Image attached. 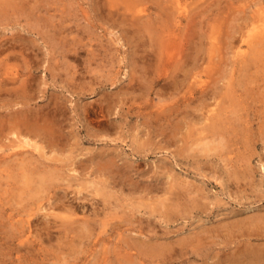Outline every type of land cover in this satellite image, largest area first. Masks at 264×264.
Segmentation results:
<instances>
[{
	"label": "rangeland",
	"instance_id": "374dc122",
	"mask_svg": "<svg viewBox=\"0 0 264 264\" xmlns=\"http://www.w3.org/2000/svg\"><path fill=\"white\" fill-rule=\"evenodd\" d=\"M6 1L9 3L7 4ZM110 1L0 0V48L1 43H4L3 45H6L5 42L8 45L12 41L15 43L5 51L2 50L3 54L0 53V86L2 84V90L0 87V130L4 135H0V143L5 142L0 145L2 146L0 154L6 153V160H8L3 162L4 166L0 163V264H252L250 259L244 260V258L251 255L252 251L264 250V212H262L264 209V51L260 58L254 57V50H264V41L259 44L260 38L259 41L256 38L254 42L249 43V41H241V38L248 37L247 31L250 32L255 28L257 30L263 26L264 0H189L193 2V7L196 9L194 15L197 24L194 30L196 34L193 49L189 47L188 41L186 43L185 59L188 55L190 59L185 70L191 67L189 65L190 54L197 56L201 65L191 70V73L196 76L192 77L190 73L191 77L186 80L187 82L183 77L185 71H180L184 72V75L181 73V79L179 78L178 81L183 85L177 91H174L171 80L168 78L155 82L159 73L154 62L156 61L155 53H153L155 47L150 41L151 34L149 36L146 33L143 36L146 44L138 51L137 45L127 39L131 37L126 36L122 28L113 19L107 17ZM113 1L118 3L120 0ZM121 1L119 8H112L115 12H119L120 6L119 13L125 12V10L122 11L124 6L120 4ZM29 3H37V7L34 4L31 8L33 5ZM139 3L145 6L150 5L151 1L148 3V0H140ZM62 15H65L63 16L65 18L62 19ZM186 22L185 20L183 26ZM182 31L185 34L188 33L187 28ZM210 37L213 39L211 40ZM147 38L150 40L147 41ZM143 48L147 50V53L151 52L147 61L141 56ZM207 50L208 53L211 52L206 54ZM249 54L251 56H248ZM252 57L254 59H251ZM255 59L256 63H254ZM247 65L250 67H246ZM207 67L208 71L205 70ZM193 81H195L198 93L195 92L191 100H184V96L188 95L186 92L189 83ZM201 81L208 82L207 93L202 91L204 87H201ZM178 101L179 108L176 110L173 104ZM170 107V111L174 109L173 114L167 118L161 115L163 123L161 120L157 122L158 113ZM42 112L46 113L45 117ZM209 113L219 114V121H222V125L217 123V131L206 127L210 122L206 118ZM24 119L31 120L32 124H37V127L42 125L44 134H50L48 129L55 130L51 132V135L53 141L57 142L61 149L55 148L54 150L41 138L32 136L34 140L36 138L42 145L44 144L43 146H46L42 151L45 154L47 152V155L44 152L41 154L40 149L22 145L21 148L17 147V151L23 152L24 150V152L16 156L13 153L16 149L13 150L14 148L9 143L15 144L11 140L20 139L15 138L12 132L15 128L23 127L22 120ZM52 120L54 123H51ZM18 122L21 123L18 124ZM176 124H179L178 128H175ZM43 127L48 133L44 132ZM211 131L216 132L215 135H212ZM57 135H60L59 138ZM172 136L173 139H171ZM215 144L217 147L214 146ZM62 147L65 149L63 150ZM45 148L51 152L49 153ZM57 153L62 157L68 153L65 156L67 158L63 157L65 159L63 160ZM97 153L98 156H96ZM9 154H13L12 158L8 157ZM48 155H50L49 159ZM107 155L108 157L112 155L111 157H114L119 165L114 166L115 171L111 173L110 171L104 172L94 165L96 158L105 160ZM24 159L30 172L22 166ZM73 163L78 166H74ZM7 165L9 167H6ZM73 166L75 169L77 167L78 172L75 173ZM30 167L33 169L30 170ZM9 168L11 170L14 168L15 176L14 173L12 174L13 170L10 173ZM96 170H101L100 172L104 174L101 175ZM236 171L237 173L233 174ZM25 173H30L31 179H25ZM186 176L191 180L186 181ZM245 176L246 179H244ZM41 177H45V181H48L45 183L47 185L43 186L44 188L39 182L40 179L42 180ZM51 179H54V182ZM91 179L93 184L96 181L99 184L96 182L90 186ZM184 180L191 184H186ZM104 181L109 183L107 192L111 193V196L106 195L111 198H108L110 201H108V206L104 204V193L99 190L101 186L103 187V183L100 182ZM84 182H88L89 189L83 187ZM172 186L175 188L173 192L171 191ZM177 186L182 189L180 190ZM34 190L41 195L39 197L35 195ZM66 195L69 197V202ZM169 195L170 199H166ZM91 199L93 203L89 202ZM61 200L67 202L64 204L62 201L61 204ZM143 201L147 205L141 203ZM160 201H162L161 204H159ZM29 209L33 210L30 212ZM96 210L100 212L96 218H104L107 221L105 225L92 220L95 225H92V229H88L84 228L83 222H74V218L84 220L95 216ZM31 213L32 215L29 216ZM29 219L31 222L28 221ZM254 219L258 221V227L253 234H250L249 231H254V225L251 223ZM142 223L146 225L147 233L139 231L138 227ZM178 240H183L189 249H192V246L201 247L200 251L209 260L202 256L189 258V255H183L175 250L180 249L181 246L172 241L177 242ZM139 242H146L148 250L155 246L163 248L166 242H171L170 244L174 247L167 251L163 249L161 254L149 252L150 257L147 255L144 259L139 257L136 253L137 249L131 248L130 245L131 243L137 245ZM168 256L172 259H167ZM237 256L242 262L237 261Z\"/></svg>",
	"mask_w": 264,
	"mask_h": 264
},
{
	"label": "bare ground",
	"instance_id": "6f19581e",
	"mask_svg": "<svg viewBox=\"0 0 264 264\" xmlns=\"http://www.w3.org/2000/svg\"><path fill=\"white\" fill-rule=\"evenodd\" d=\"M14 1V0H13ZM20 1V0H19ZM99 1V0H98ZM102 1V0H101ZM121 1V0H120ZM119 1V2H120ZM149 1H151V3H150V5H145L144 6V4L142 5L141 3H139L140 2V0H122L121 1V5L122 6H124V9L122 10V11H124L125 10V12H123V13H119L120 12V10H121V6H120V10H119V12L117 11V12H115L114 11V9H112V8H119L118 7V5H119V2L117 3V1H113V0H111L109 3H108V6L110 7V9H109V11L107 12V17L108 18H110V19H113L114 20V22H116L117 24H118V26L120 27V28H122V30L126 33V36H129V37H131V39L130 38H127L128 40H132L133 41V44L135 45H137V47H138V51L139 50H141V47H143L146 43H145V39H144V35H146V33L150 36V34H151V36H150V38H151V40L149 39V38H147L148 40L147 41H152L153 42V45L152 46H154L155 47V52H153V53H155L154 54V58H156V61H154L155 62V65H156V70L158 71V77H157V79L155 80V82H159V81H161V79L162 78H168V80H171V84H172V88L174 89V91H177V90H179V89H181L182 87H181V85H183V84H181L178 80H180L181 78H180V76H182V75H184V72L182 73V72H180V71H185V75L183 76L184 77V81L185 82H187L186 80L189 78V77H191V75H193L192 73H191V70L193 69V68H197V66L198 65H201V64H199V60H198V58H197V56H192L193 54H190L191 55V60H190V66L191 67H188L186 70H185V68H186V65L188 64V61H189V59H190V57H189V55H188V58H186L185 59V57H186V52H185V50H186V43H187V41L189 42V47H191V49H193L192 48V46H193V43H194V39H195V27H196V24L197 23H195V15H194V13L196 12V9H195V7H193V2H190V1H192V0H148V3H149ZM204 1V0H203ZM22 2V1H21ZM36 2V1H35ZM198 2V1H197ZM6 3H7V1H6ZM9 3V2H8ZM7 3V4H8ZM23 3V2H22ZM203 3H205V2H203ZM207 3H209V2H207ZM27 4V3H26ZM29 4H31V5H33V6H31V8L32 7H34V4H35V7H37V3H29ZM206 4V3H205ZM43 5V4H42ZM195 5V4H194ZM10 6H12L11 4H10ZM9 6V7H10ZM13 6H14V4H13ZM12 6V7H13ZM21 6V5H20ZM28 6V5H27ZM40 7H41V5H39ZM102 6V5H101ZM100 6V7H101ZM29 7V6H28ZM30 8V9H31ZM97 8H98V6H97ZM105 8V7H104ZM24 9V8H23ZM41 9V8H40ZM44 9V8H43ZM107 9V8H106ZM150 9H152L154 12H152ZM38 10V9H37ZM42 10V9H41ZM202 12L204 11V9L203 10H201ZM13 12V11H12ZM25 12V11H24ZM31 12V11H30ZM48 11H46V13H47ZM4 13V12H3ZM7 13V12H6ZM16 13V12H15ZM23 13V12H22ZM102 13V12H101ZM19 14V13H18ZM39 14H41V13H39ZM38 14V15H39ZM44 14V13H43ZM106 14V13H105ZM206 14V13H205ZM8 15H10V14H8ZM58 15V14H57ZM118 15V16H117ZM4 16H6L5 14H4ZM63 16H65V15H62V19L63 18H65V17H63ZM197 16H198V14H197ZM206 16V15H205ZM47 17V16H46ZM49 17H51L52 18V16H49ZM60 17V16H59ZM104 17V16H103ZM106 17V16H105ZM31 18V17H30ZM61 18V17H60ZM115 18V19H114ZM148 18V19H147ZM211 18V17H210ZM210 18H208V19H210ZM242 18V17H241ZM243 18H245V17H243ZM40 19V18H39ZM44 19V18H43ZM49 19V18H48ZM47 19V20H48ZM207 19V20H208ZM247 19V18H246ZM250 19V18H249ZM264 19V18H263ZM34 20V19H33ZM46 20V19H45ZM185 20L187 21L186 22V25L185 26H183V24H185ZM251 20H252V18H251ZM49 21V20H48ZM106 21H107V18H106ZM243 21H244V19H243ZM255 21V20H254ZM46 22V21H45ZM78 22V21H77ZM109 22V21H108ZM198 22V21H197ZM239 22H242V21H239ZM259 22V21H258ZM36 23V22H35ZM38 23V22H37ZM245 23V22H244ZM260 23V22H259ZM77 24H80V23H77ZM201 24V23H200ZM203 24V23H202ZM207 24H209V23H207ZM258 24V23H257ZM251 25V24H250ZM249 25V26H250ZM182 26H183V28H182ZM213 26V25H212ZM33 27V26H32ZM57 27V26H56ZM55 27V28H56ZM216 27V26H215ZM221 27V26H220ZM254 27V26H253ZM31 28V27H30ZM34 28H36L35 26H34ZM41 28V27H40ZM59 28V27H58ZM186 29L187 28V30H188V33H184L182 30L183 29ZM247 28H248V26H247ZM59 29H63V28H59ZM64 29H66V28H64ZM208 29V28H207ZM220 29V28H219ZM256 29V28H255ZM255 29H253V30H255ZM31 30V29H30ZM222 30V29H221ZM249 30V29H248ZM253 30H250V32L249 31H247L248 32V35H247V33L245 34V35H247L248 37H246V38H241V41H249V43H252V41L254 42V40L256 39V38H258V41H259V38H260V41H259V44H261V41H264V21H263V26L260 28V29H257V30H255L254 32H252ZM44 31V30H43ZM186 31V30H185ZM210 31H211V29H210ZM213 31V30H212ZM38 32V31H37ZM40 32V31H39ZM50 32V31H49ZM64 32V31H63ZM62 32V33H63ZM149 32V33H148ZM187 32V31H186ZM197 32V31H196ZM215 32V31H214ZM219 32H221V31H219ZM59 33H61V32H59ZM212 34H214L213 32H211ZM218 33V32H217ZM57 34V33H56ZM64 34H66V32L64 33ZM43 35V34H42ZM54 35H55V33H54ZM216 35V34H215ZM244 35V34H243ZM256 36V37H255ZM11 37V36H10ZM9 37V38H10ZM133 37H135L134 39H133ZM214 37V36H213ZM213 37H210L211 38V40L213 39ZM253 37H255L254 39H253ZM25 38V37H24ZM23 38V39H24ZM62 38H64L65 39V37H62ZM145 38H146V36H145ZM15 40L17 39V37L16 38H14ZM77 39V38H76ZM126 38H125V40H127ZM57 40V39H56ZM63 40V39H62ZM68 40V39H67ZM2 41H4V40H2ZM18 41V40H17ZM58 41V40H57ZM74 41H76V40H74ZM73 41V42H74ZM214 41H215V38H214ZM16 42V41H15ZM52 42H54V41H52ZM211 42H213V41H211ZM257 42V41H256ZM71 43V42H70ZM128 43V42H127ZM149 43V42H148ZM245 43V42H244ZM4 44V43H3ZM2 43H1V45L3 46H1V48H3V49H1L0 50V53L1 54H3L2 53V50L3 51H5L7 48H9L10 46H14V42L12 41L11 43H9V45H8V43L7 42H5V44L6 45H3ZM54 44V43H53ZM58 44V43H57ZM63 44V43H62ZM61 44V45H62ZM72 44V43H71ZM255 44V43H254ZM17 45V44H16ZM52 45V44H51ZM54 45H56V43L54 44ZM73 45V44H72ZM150 45V44H149ZM213 45V44H212ZM253 45V44H252ZM252 45H250V46H252ZM256 45V44H255ZM18 46V45H17ZM64 46V45H63ZM262 46V45H261ZM68 47H70V46H68ZM145 47V46H144ZM214 47V46H213ZM255 47V46H254ZM18 48V47H17ZM60 48V47H59ZM61 48H62V46H61ZM75 48V47H74ZM73 48V49H74ZM148 48V47H147ZM12 49V48H11ZM20 49V48H19ZM28 49V48H27ZM66 49V48H65ZM214 49V48H213ZM71 50V49H70ZM68 51V50H67ZM72 51V50H71ZM213 52H214V50H212ZM255 52H254V54H255V58H260L261 56H262V52L264 51V50H260V49H256V50H254ZM58 52H60V51H58ZM211 52V51H210ZM209 52V53H210ZM7 53H8V50H7ZM153 53H152V55H153ZM193 53V52H192ZM208 53V50H207V53L206 54H209ZM242 53H244L243 51H242ZM151 54V52L149 53V51H148V53H147V50L146 49H144L143 48V53L141 54V56H142V59L143 58H145V60L147 61L148 60V58H149V55ZM63 55V54H62ZM2 56V55H1ZM209 56V55H208ZM207 56V58L209 59V57ZM214 56V55H213ZM248 56H251L250 54L248 55ZM3 57V56H2ZM5 57V56H4ZM204 57V56H203ZM152 58V57H151ZM206 58V57H205ZM211 58V57H210ZM153 59V58H152ZM250 59V58H249ZM251 59H254L253 57L251 58ZM251 59H250V61H251ZM30 60H31V58H30ZM205 60V59H204ZM245 60V59H244ZM4 61V60H3ZM208 61V60H207ZM212 62H213V57H212V60H211ZM210 61V62H211ZM247 61V60H246ZM149 62V61H148ZM185 62V63H184ZM209 62V63H210ZM248 62V61H247ZM253 62V61H252ZM254 63H256V59H255V62ZM3 64V63H2ZM31 64V63H30ZM144 64V63H143ZM154 64V63H153ZM203 64V63H202ZM57 65V64H56ZM211 65H212V63H211ZM59 66V65H58ZM148 66H149V64H148ZM28 67V66H27ZM246 67H250V65L248 66H246ZM24 68V67H23ZM22 68V69H23ZM36 68V67H35ZM57 68V67H56ZM5 69V68H4ZM21 69V70H22ZM33 70V69H32ZM36 70V69H35ZM205 70L206 71H208V67L207 68H205ZM152 71V70H151ZM210 71V70H209ZM60 72V71H59ZM153 72V71H152ZM193 72V71H192ZM13 73V72H12ZM181 73H182V75H181ZM190 73H191V75H190ZM195 73V72H194ZM8 74V73H7ZM4 75H6V74H4ZM140 75V74H139ZM143 75H144V73H143ZM154 75H155V73H154ZM195 75V74H194ZM194 75L192 76V77H194ZM25 76V75H24ZM73 76V75H72ZM171 76H172V78L174 79V80H172V78H171ZM196 76V75H195ZM208 76V75H207ZM12 77V76H11ZM14 77V76H13ZM12 77V78H13ZM74 77V76H73ZM72 77V78H73ZM11 78V79H12ZM24 78V77H23ZM65 78V77H64ZM137 78V77H136ZM180 78V79H179ZM74 79H76V78H74ZM132 79V78H131ZM194 79V78H193ZM1 80V79H0ZM23 80V79H22ZM71 80V79H70ZM133 80V79H132ZM137 80V79H136ZM141 80V79H140ZM195 80V79H194ZM9 81V80H8ZM19 81V80H18ZM24 81V80H23ZM34 81V80H33ZM133 81H135V80H133ZM139 81V80H138ZM192 81V80H191ZM13 82H15V81H13ZM77 82V81H76ZM136 82V81H135ZM144 82V81H143ZM194 82L195 81H193V83L191 84V83H189V87H188V90H187V92L186 91H184V92H186L188 95L187 96H184V100H191L192 99V95L193 94H195V92H197V87L195 86V84H194ZM33 83V82H32ZM142 83V82H141ZM145 83V82H144ZM201 83H202V86L201 87H204L203 89H202V91H204L205 93H207L206 91H207V89H208V82H206V81H201ZM135 84V83H134ZM166 84V83H165ZM5 85V84H4ZM29 85V84H28ZM81 85V84H80ZM139 85V84H138ZM145 85V84H144ZM147 85V84H146ZM1 86H2V84H1ZM0 86V87H1ZM79 86V85H78ZM143 86V85H142ZM166 86H168V84L166 85ZM33 87V86H32ZM76 87V86H75ZM82 87V86H81ZM137 87V86H136ZM185 87V86H184ZM249 87V86H248ZM26 88V87H25ZM35 88V87H34ZM244 88H246V86L244 87ZM1 90H2V87H1ZM4 91H5V89H3ZM7 90H9V89H7ZM18 90V89H17ZM22 90V89H21ZM25 90V89H24ZM133 90H134V88H133ZM246 90V89H245ZM19 91V90H18ZM26 91H27V89H26ZM25 91V92H26ZM171 91V90H170ZM209 91V90H208ZM20 92V91H19ZM169 92V91H168ZM203 92V93H204ZM16 93V92H15ZM165 93V92H164ZM198 93V92H197ZM9 94V93H8ZM17 94H18V92H17ZM161 94V93H160ZM168 94V93H167ZM183 94V93H182ZM181 94V95H182ZM185 94V93H184ZM202 94V93H201ZM212 94V93H211ZM245 94V93H244ZM10 95V94H9ZM166 95V94H165ZM209 95V94H208ZM207 95V96H208ZM243 95V94H242ZM242 95H240V97L242 96ZM11 96V95H10ZM23 96V95H22ZM60 96V95H59ZM178 97V96H177ZM12 98H14V97H12ZM55 98V97H54ZM180 98H182V97H180ZM202 98V97H201ZM16 99H18V97L16 98ZM33 99V98H32ZM79 99V98H78ZM245 99H247V97L245 98ZM6 100H7V98H6ZM176 100V99H175ZM181 100H183V98L181 99ZM202 100V99H201ZM204 100V99H203ZM206 100V99H205ZM48 101V100H47ZM232 101V103H234L235 104V102H233V100H231ZM14 102V101H13ZM51 102V101H50ZM59 102V101H58ZM106 102H107V100H106ZM105 102V103H106ZM197 102V101H196ZM52 103H53V101H52ZM55 103H56V101H55ZM60 103V102H59ZM200 103V102H199ZM198 103V104H199ZM11 104V103H10ZM22 104H23V102H22ZM48 104V103H47ZM185 104V103H184ZM204 104V106H206L205 105V103H203ZM209 104V103H208ZM241 104V103H240ZM51 105V104H50ZM56 105H57V103H56ZM55 105V106H56ZM59 105V104H58ZM187 105H189V103L187 104ZM236 105V104H235ZM242 105V104H241ZM135 106V105H134ZM138 106V105H137ZM179 106V101L178 102H175L174 104H173V107L176 109V110H178V107ZM186 106V105H185ZM239 107H240V105H238ZM6 107V106H5ZM21 107V106H20ZM54 107V106H53ZM59 107V106H58ZM57 107V108H58ZM61 107H63V105L61 106ZM89 107V106H88ZM237 107V106H236ZM242 107V106H241ZM11 108V107H10ZM23 108V107H22ZM55 108V107H54ZM86 108V107H85ZM197 108V107H196ZM5 109V108H4ZM13 109V108H12ZM44 109V108H43ZM61 109V108H60ZM66 109V108H65ZM89 109V108H88ZM88 109H87V112H88ZM138 109V108H137ZM170 109H171V107L170 108H164V109H162L161 110V112H159L158 113V117H159V119H157V122L159 121V120H161V118L162 117H160L161 115L164 117H169V115L170 114H173V108H172V111H170ZM184 109V108H183ZM8 110V109H7ZM20 110V109H19ZM40 110V109H39ZM52 110V109H51ZM59 110V109H58ZM91 110V109H90ZM139 110V109H138ZM141 110V109H140ZM139 110V111H140ZM186 110V109H185ZM199 110V109H198ZM44 111V110H43ZM130 111V110H129ZM181 111V110H180ZM220 111H222V110H220ZM14 112V111H13ZM30 112V111H29ZM184 112V111H183ZM18 113H20V112H18ZM23 113V112H22ZM42 113H44V112H42ZM41 113V115H43ZM48 113V112H47ZM138 113V112H137ZM153 113V112H152ZM181 113V112H180ZM188 113H190V112H188ZM194 113V112H193ZM204 113H205V111H204ZM206 113H208V112H206ZM59 114V113H58ZM178 114V113H177ZM182 114V113H181ZM19 115V114H18ZM40 115V114H39ZM50 115V114H49ZM55 115H56V113H55ZM65 115V114H64ZM142 115V114H141ZM175 115V114H174ZM173 115V116H174ZM189 115V114H188ZM218 115L219 114H217V113H209L208 114V116L206 117L210 122H208V124L206 125V127L207 128H211V129H213V130H215L216 129V131H217V123H220L221 124V122L219 121L220 119H219V117H218ZM2 116V115H1ZM8 116V115H7ZM44 117L46 116V113H44V115H43ZM60 116V118H62L61 117V115H59ZM59 116H58V118H59ZM68 115H66V117H67ZM143 117H144V115H142ZM198 116V115H197ZM15 117V116H14ZM17 117V116H16ZM40 117V116H39ZM56 117V116H55ZM54 117V118H55ZM65 117V118H66ZM140 117V116H139ZM171 117V116H170ZM188 117V116H187ZM191 117V116H190ZM202 117V116H201ZM8 118V117H7ZM28 118H30V117H28ZM52 118V117H51ZM183 118V117H182ZM1 119V118H0ZM36 119V118H35ZM46 119V118H45ZM56 119V118H55ZM148 119V118H147ZM164 119V118H163ZM178 119V118H177ZM193 119H194V117H193ZM10 120V119H9ZM37 120V119H36ZM205 120V119H204ZM2 121V120H1ZM16 121V120H15ZM23 121V127L21 128V129H17V128H15L14 130H13V135L15 136V138H20L19 140H17V139H12L11 141L12 142H15V144H10L9 143V145L11 146V147H13L14 149L13 150H15L16 149V151H14L13 153L16 155V156H20V154L21 153H23L24 152V150H23V152H21V151H17V147L19 148L20 146H31V147H34V149H40L41 150V154H42V152H44V151H42V149L44 148V147H46V146H43L40 142H39V140H37L36 138H41L43 141H45V142H47V144L48 145H50L51 147H52V149H54V150H56L55 148H59V149H61L60 147H59V144H57V142L55 143L54 141H53V138H52V135H51V132L52 131H54L55 132V130H49L48 128H46V129H48V131L50 132V134L48 133V132H46L47 130H44V128L45 127H43V130H44V132H46V133H48V135L47 134H44L43 132H42V125L40 126V127H37L36 125L37 124H32V122H31V120H29V119H24V120H22ZM33 121V120H32ZM46 121H47V119H46ZM53 121V120H52ZM58 121V120H57ZM62 121V120H61ZM219 121V122H218ZM10 122V121H9ZM144 122V121H143ZM149 122V121H148ZM161 122H162V120H161ZM160 122V123H161ZM168 122V121H167ZM193 122V121H192ZM225 122V121H224ZM21 122H18V124H20ZM37 123V122H36ZM40 123V122H39ZM44 123V122H43ZM51 123H54V121L53 122H51ZM59 123V122H58ZM163 123V122H162ZM178 123H180L179 122V120H178ZM227 123H229V122H227ZM231 123V122H230ZM13 124V123H12ZM46 124V123H45ZM147 124V123H146ZM169 124H170V122H169ZM168 124V125H169ZM173 124H175V123H173ZM184 124H186V123H184ZM47 125V124H46ZM45 125V126H46ZM171 126H172V124H170ZM169 125V126H170ZM177 125V124H176ZM187 125V124H186ZM189 125H191V124H189ZM222 125V124H221ZM14 126V125H13ZM20 126V125H19ZM60 126H62V124L60 125ZM162 126V125H161ZM178 126H179V124L175 127V128H178ZM184 126V125H183ZM183 126H182V128H183ZM231 126V125H230ZM1 127V126H0ZM5 127V126H4ZM8 127H10V126H8ZM52 127V126H51ZM67 128H68V126H66ZM225 127V126H224ZM158 128H160V127H158ZM163 128H164V126H163ZM171 128V127H170ZM173 128V127H172ZM188 128V127H187ZM194 128V127H193ZM229 128V127H228ZM227 128V129H228ZM51 129H53V127L51 128ZM168 129V128H167ZM190 129V128H189ZM199 129H201V127H199ZM204 129V128H203ZM242 129V128H241ZM56 130H57V128H56ZM72 130V129H71ZM156 130V129H155ZM160 130V129H159ZM176 130V129H175ZM179 130V129H178ZM5 131V130H4ZM7 131V130H6ZM168 131V130H167ZM173 131V130H172ZM180 131V130H179ZM179 131H178V133H179ZM188 131V130H187ZM229 131V130H228ZM2 132H3V130H2ZM165 132V131H164ZM174 132V131H173ZM176 132V131H175ZM181 132V131H180ZM185 132H186V130H185ZM191 132H193L192 130H191ZM43 133V134H42ZM58 133V132H57ZM56 133V134H57ZM69 133H71V132H69ZM161 133V132H160ZM166 133H168V132H166ZM181 133H183V132H181ZM180 133V134H181ZM215 133L216 132H214V131H211V134L212 135H215ZM66 133H64V135H65ZM73 134V133H72ZM174 134V133H173ZM200 134H202V133H200ZM224 134V133H223ZM0 135H3V134H1V130H0ZM67 135V134H66ZM88 135V134H87ZM184 135V137H185V134H183ZM189 135V134H188ZM192 135V134H191ZM195 135H196V133H195ZM219 135V134H218ZM4 136V135H3ZM32 136H34V137H36L35 138V140L33 139V137ZM59 136L60 135H57V137L59 138ZM62 136V135H61ZM76 136V135H75ZM89 136V135H88ZM190 136V135H189ZM197 136V135H196ZM13 137V136H12ZM23 137V138H22ZM79 137V136H78ZM77 137V138H78ZM95 137V136H94ZM165 137V136H164ZM179 137H180V135H179ZM183 137V136H182ZM194 137V136H193ZM203 137V136H202ZM227 137V136H226ZM14 138V137H13ZM69 138V137H68ZM68 138L66 139V140H68ZM77 138H75V139H77ZM205 138V137H204ZM211 138V137H210ZM61 139H63V137L61 138ZM60 139V140H61ZM65 139V138H64ZM79 139V138H78ZM125 139V138H124ZM171 139H173V136H172V138ZM206 139V138H205ZM212 139H215V138H212ZM217 139V138H216ZM215 139V140H216ZM220 138H218V140H219ZM10 140V139H9ZM71 140V139H70ZM142 140H144V139H142ZM175 140H177V139H175ZM181 140V139H180ZM184 140V139H183ZM182 140V141H183ZM197 140V139H196ZM195 140V141H196ZM210 140V139H209ZM226 140V139H225ZM56 141H57V139H56ZM146 141V140H145ZM144 141V142H145ZM203 141H205L204 139H203ZM202 141V142H203ZM211 141H213V140H211ZM221 141V140H220ZM3 142V141H2ZM2 142L0 143V145H2ZM63 141L61 140V143H62ZM174 142V141H173ZM183 142H185V141H183ZM191 142V141H190ZM201 142V141H200ZM219 142V141H218ZM217 142V143H218ZM3 143H5V142H3ZM42 143H44V142H42ZM139 143V142H138ZM148 143V142H147ZM146 143V144H147ZM181 143V142H180ZM195 143V142H194ZM197 143V142H196ZM208 144L210 143V142H207ZM46 144V145H47ZM141 144H143L142 142H141ZM171 144H172V142H171ZM190 144V143H189ZM65 145V144H64ZM63 145V146H64ZM135 145V144H134ZM144 145V144H143ZM182 146H183V143L181 144ZM187 145V144H186ZM197 145V144H196ZM213 145V144H212ZM218 145V144H217ZM72 147H73V145H71ZM140 146V145H139ZM138 146V147H139ZM188 146V145H187ZM195 146V145H194ZM198 146V145H197ZM201 146V145H200ZM203 146V145H202ZM201 146V147H202ZM214 146H216V144L214 145ZM0 147H2V146H0ZM93 147V146H92ZM143 147V146H142ZM190 148H191V145L189 146ZM207 147V146H206ZM205 147V148H206ZM217 147V146H216ZM220 147V146H219ZM21 148V147H20ZM98 148V147H97ZM103 148V147H102ZM116 148V147H115ZM141 148V147H140ZM144 148V147H143ZM194 148V147H193ZM200 148V147H199ZM209 148V147H208ZM223 148H224V144H223ZM62 149L64 150L65 148L64 147H62ZM112 149V148H111ZM147 149V148H146ZM202 150L204 149V147L203 148H201ZM200 149V150H201ZM6 150V149H5ZM45 150H46V148H45ZM50 150V149H49ZM58 150V149H57ZM88 150V149H87ZM99 150L101 151V149H100V147H99ZM108 150V149H107ZM115 150V149H114ZM143 150V149H142ZM197 150V149H196ZM199 150V149H198ZM9 151H10V149H9ZM46 151H48V150H46ZM67 151V150H66ZM73 151V150H72ZM110 151V150H109ZM111 151H113V150H111ZM116 151V150H115ZM175 151H176V149H175ZM184 151V150H183ZM190 151V150H189ZM5 152V151H4ZM8 152V151H7ZM11 152V151H10ZM49 153L51 152V151H48ZM59 154H62V153H60V151H57ZM65 152V151H64ZM70 151H68V153H69ZM93 152H95V151H93ZM97 152V151H96ZM139 152V151H138ZM185 152V151H184ZM193 152V151H192ZM191 152V153H192ZM220 152H221V150H220ZM12 153V152H11ZM34 153V152H33ZM58 153H57V155H58ZM67 153V154H68ZM88 153V152H87ZM102 153H103V151H102ZM196 153V152H195ZM201 153V152H200ZM203 153V152H202ZM216 153V152H215ZM252 153V152H251ZM41 154H40V156H41ZM44 154H45V152H44ZM43 154V155H44ZM67 154L65 155V156H67ZM90 154V153H89ZM105 154H106V152H105ZM109 154V153H108ZM136 154H138V153H136ZM179 154V153H178ZM197 154V153H196ZM13 154H9L8 155V157H11ZM25 155H27V154H25ZM45 155H47V152H46V154ZM63 155V154H62ZM70 155V154H69ZM212 155V154H211ZM253 155V154H252ZM50 155H48L47 156V158L49 157ZM54 156V154L52 155V157ZM58 156H61V155H58ZM65 156H63L64 158H67V157H65ZM77 156V155H76ZM91 156V155H90ZM96 156H98V153H97V155ZM103 156V155H102ZM112 155H110V157H108V155H107V159L105 158V160L104 159H98V158H94L95 160H94V162L96 163V164H94V165H97L98 167H99V169H102L104 172L105 171H110V173H111V171H115V169H114V166H117L118 165V162H117V160H114V157L112 158L111 157ZM195 156V155H194ZM6 157H7V154L6 153H4V154H0V163L3 165V162H5V161H8V160H6ZM33 157V156H32ZM62 157V156H61ZM62 157V159L63 160H65L64 158ZM95 157V156H94ZM196 157L198 158V156L196 155ZM242 157V156H241ZM12 158V157H11ZM20 159H21V157H19ZM85 158V157H84ZM189 158V157H188ZM17 160H18V158H16ZM34 159V158H33ZM49 159V158H48ZM55 159V158H54ZM69 159V158H68ZM67 159V160H68ZM72 159V158H71ZM71 159H70V161H71ZM76 159V158H75ZM97 159L99 160V161H97ZM238 159H240V158H238ZM248 159H249V157H248ZM10 160V159H9ZM17 160H15V161H17ZM29 160V159H28ZM30 160H32V159H30ZM42 160V159H41ZM40 160V161H41ZM51 160H52V158H51ZM59 160V159H58ZM78 160V159H77ZM82 160H83V158H82ZM199 160V159H198ZM224 160H225V158H224ZM12 161V160H11ZM10 161V162H11ZM20 161V160H19ZM36 161V160H35ZM75 161V160H74ZM85 161V160H84ZM13 162V161H12ZM45 162V161H44ZM58 162V161H57ZM203 162V161H202ZM205 162V161H204ZM242 163H243V160L241 161ZM39 161H38V165H39ZM41 163H42V161H41ZM59 163V162H58ZM77 163V162H76ZM84 163V162H83ZM88 163V162H87ZM133 163V162H132ZM246 163V162H245ZM22 166H24L26 169H27V172L29 171V166L26 164V160L24 159L23 161H22ZM74 164V166L76 165L75 163H73ZM86 164V163H85ZM84 164V165H85ZM92 164V163H91ZM13 165V164H12ZM71 165H72V163H71ZM71 165H70V167H71ZM90 165V164H89ZM89 165H88V167H89ZM4 166V165H3ZM2 166V167H3ZM11 166V165H10ZM16 166H18V165H16ZM34 166V165H33ZM44 166V165H43ZM69 166V165H68ZM73 166V167H74ZM76 166H78V165H76ZM96 166V167H97ZM119 166V165H118ZM200 166V165H199ZM248 165H246V167H247ZM6 167H9L8 165L6 166ZM37 167V166H36ZM35 167V168H36ZM45 167V166H44ZM54 167V166H53ZM79 167H81V166H79ZM93 167V166H92ZM124 167V166H123ZM126 167H128V166H126ZM245 167V166H244ZM245 167V168H246ZM252 167V166H251ZM250 167V168H251ZM18 168V167H17ZM50 168V167H49ZM87 168V167H86ZM85 168V169H86ZM120 168H121V166H120ZM235 168V167H234ZM249 168V169H250ZM10 170H11V168H9ZM20 169H21V166H20ZM31 169H33V168H31L30 167V170ZM42 169V168H41ZM46 169V168H45ZM53 169V168H52ZM58 169V168H57ZM74 169H75V167H74ZM89 169H92V168H89ZM12 170H13V172H12ZM11 171H10V173L12 172V174L14 173V176H15V170H14V168L12 169ZM36 170V169H35ZM59 170H61V169H59ZM72 170H73V168H72ZM81 170V169H80ZM84 170V169H83ZM88 170V169H87ZM87 170H85V171H87ZM228 170V169H227ZM252 170V169H251ZM34 171V170H33ZM38 171V170H37ZM56 171V170H55ZM76 171L78 172V169H77V167H76V169H75V173H76ZM96 171H98V172H100L99 170H96ZM0 172H1V170H0ZM5 172H6V170H5ZM25 172V171H24ZM24 172H22V173H24ZM30 172V171H29ZM60 172V171H59ZM83 172V171H82ZM120 172V171H119ZM232 172V171H231ZM56 173V175H57V172H55ZM86 173V172H85ZM91 173H92V171H91ZM101 173V172H100ZM171 173V172H170ZM237 173V171L235 172V173H233V174H236ZM249 173V172H248ZM7 174H8V172H7ZM18 174V173H17ZM42 174V173H41ZM44 174H45V172H44ZM50 174H51V172H50ZM53 174H54V171H53ZM60 173H58V175H59ZM102 174H104V173H101V175ZM201 174V173H200ZM230 174V173H229ZM242 174V173H241ZM250 174H252V173H250ZM49 175V174H48ZM55 175V176H56ZM97 175H98V173H97ZM120 175H122V174H120ZM170 174L168 173V176H169ZM246 175V174H245ZM22 176V175H21ZM34 176V175H33ZM39 176H41V175H39ZM42 176H43V174H42ZM74 176V175H73ZM77 176V175H76ZM83 176H84V174H83ZM99 176V175H98ZM105 176V175H104ZM111 176V175H110ZM113 176V175H112ZM115 176V175H114ZM237 176V175H236ZM9 177V176H8ZM121 177V176H120ZM123 177V176H122ZM172 177V176H171ZM16 178V177H15ZM28 178L29 179H31V177H30V173H25V179H27L28 180ZM34 178V177H33ZM42 178V180L40 179V185L43 187L44 185H47V184H45V183H47L46 181H45V177L43 178V177H41ZM49 178V177H48ZM51 178V177H50ZM59 178V177H58ZM78 178V177H77ZM100 178V177H99ZM109 178V177H108ZM108 178H107V180H108ZM187 178V176L185 177V179ZM18 179V178H17ZM180 179H183V178H180ZM188 179L189 180H191V178H187V180L186 181H188ZM244 179H246V176H245V178ZM247 179H249V178H247ZM36 180V179H35ZM51 180H53V182H54V179H51ZM57 180V179H56ZM84 180V179H83ZM89 180V179H88ZM95 180V179H94ZM106 180V181H107ZM171 180V179H170ZM172 180H174V179H172ZM171 180V181H172ZM30 181V180H29ZM32 181V180H31ZM85 181V180H84ZM103 181V180H102ZM134 181V180H133ZM165 181V180H164ZM185 181V180H184ZM185 181V182H186ZM195 181V180H194ZM249 181V180H248ZM252 181V180H251ZM52 182V181H51ZM82 182V181H81ZM90 182V186H93L96 182H94V184H93V181H92V179H91V181H89ZM108 182V181H107ZM174 183H175V181H173ZM172 182V183H173ZM178 182V181H177ZM180 182V181H179ZM182 182V181H181ZM180 182V183H181ZM184 182V183H185ZM198 182V181H197ZM229 182V181H228ZM32 183V182H31ZM70 183V182H69ZM98 183V182H97ZM100 183H103V187L101 186L100 188H99V190H100V192H102V193H104V195H105V197H103V199H104V204L105 205H107L108 204V201H109V199H111V198H109V197H106V195L108 194V195H110L109 194V192H107V190H108V188L107 187H109V183L107 184V183H105V181L104 182H100ZM179 183V184H180ZM189 184L190 182H186V184ZM216 183V182H215ZM232 183H233V181H232ZM239 183V182H238ZM245 183V182H244ZM39 183H37V185H38ZM59 184V183H58ZM72 184V183H71ZM77 184H78V182H77ZM88 184V182L86 183V182H84V185H83V187L84 188H88L89 187V184ZM93 184V185H92ZM99 184V183H98ZM116 184V183H115ZM121 184V183H120ZM168 184V183H167ZM178 184V183H177ZM176 184V185H177ZM178 184V185H179ZM191 184V183H190ZM189 184V185H190ZM27 185V184H26ZM54 185V184H53ZM80 185H82V184H80ZM118 185V184H117ZM144 185V184H143ZM159 185H160V183H159ZM27 186H29V185H27ZM31 186V185H30ZM96 186V185H95ZM115 186V185H114ZM124 186V185H123ZM164 186V185H163ZM174 186H175V184H174ZM174 186H172L171 187V191L174 189L175 190V188H173ZM183 186V185H182ZM181 186V187H182ZM32 187V186H31ZM34 187H35V185H34ZM52 187V186H51ZM50 187V188H51ZM55 187V186H54ZM80 187V186H79ZM136 187V186H135ZM151 187V186H150ZM178 187V186H177ZM187 187V186H186ZM190 187V186H189ZM202 187V186H201ZM246 187V186H245ZM33 188V187H32ZM36 188V187H35ZM44 188V187H43ZM115 188V187H114ZM123 188V187H122ZM167 188V187H166ZM179 188V187H178ZM185 188V187H184ZM34 189V188H33ZM32 189V190H33ZM47 189V188H46ZM89 189V188H88ZM87 189V190H88ZM93 188H91V190H92ZM132 189V188H131ZM180 189V188H179ZM182 189V188H181ZM180 189V190H181ZM189 189V188H188ZM188 189H186V190H188ZM192 189V188H191ZM241 189V188H240ZM44 190V189H43ZM49 190V189H48ZM94 190H95V187H94ZM97 190V189H96ZM153 190V189H152ZM158 190V189H157ZM185 190V191H186ZM194 190V189H193ZM36 191H38V190H36ZM81 191H83V190H81ZM81 191H79V192H81ZM89 191V190H88ZM109 191V190H108ZM135 191V190H134ZM161 191V190H160ZM162 191H163V189H162ZM177 191H178V189H177ZM183 191V190H182ZM196 191L198 192V190L196 189ZM240 191V190H239ZM34 192V194L36 195L37 193L35 192V190L33 191ZM159 192V191H158ZM173 192V191H172ZM190 192V191H189ZM195 192V191H194ZM196 192V193H197ZM44 193V192H43ZM54 193V192H53ZM168 193V192H167ZM184 193V192H183ZM231 193V192H230ZM95 194H97V193H95ZM116 194V193H115ZM178 194H180V193H178ZM200 194V193H199ZM38 195V197L41 195L40 193L39 194H37ZM91 195V194H90ZM101 195V194H100ZM103 195V196H104ZM107 195V196H108ZM246 195V194H245ZM54 196H55V194H54ZM53 196V197H54ZM64 196H65V194H64ZM67 197H66V199H67V201H68V199H69V197H68V195H66ZM88 196V195H87ZM111 196V195H110ZM167 196V195H166ZM56 197H57V195H56ZM59 197H60V195H59ZM86 197V196H85ZM114 197V196H113ZM171 197H173V196H171ZM187 197V196H186ZM61 198H62V196H61ZM89 198V197H88ZM90 198H91V196H90ZM97 198V197H96ZM109 198V199H108ZM39 199H41V198H39ZM60 199V198H59ZM59 199H57V200H59ZM64 199V198H63ZM86 199V198H85ZM95 199V198H94ZM166 199H170V195L168 196V198H166ZM88 200V199H87ZM93 199H91V200H89V202L90 201H92ZM117 200V199H116ZM159 200H161V199H159ZM171 200H172V198H171ZM170 200V201H171ZM207 200V199H206ZM64 202V204H65V202H67V201H64V200H61L60 202H61V204ZM168 201V200H167ZM260 201V200H259ZM40 202V201H39ZM69 202V201H68ZM96 202H97V200H96ZM103 202V201H102ZM110 202V201H109ZM169 202V201H168ZM207 202V201H206ZM59 203V202H58ZM71 203V202H70ZM81 203V202H80ZM79 203V204H80ZM91 203V202H90ZM92 203H93V201H92ZM101 203V202H100ZM141 203H146L145 201H143V202H141ZM162 203V201H160L159 202V204H161ZM172 203V202H171ZM37 204V203H36ZM82 204V203H81ZM96 204V203H95ZM103 204V205H104ZM115 204V203H114ZM165 204V203H164ZM173 204V203H172ZM171 204V205H172ZM256 204V203H255ZM67 205H68V203H67ZM67 205L65 206V207H67ZM85 205V204H84ZM94 205V204H93ZM92 205V206H93ZM109 205V204H108ZM107 205V206H108ZM146 205H147V203H146ZM174 205V204H173ZM81 206V205H80ZM89 206V205H88ZM98 206V205H97ZM161 206V205H160ZM166 206V205H165ZM178 206V205H177ZM43 207V206H42ZM41 207V208H42ZM79 207V206H78ZM82 207V206H81ZM110 207V209H111V206H109ZM199 207V206H198ZM253 207V206H252ZM257 207V206H256ZM34 208V207H33ZM169 208V207H168ZM200 208V207H199ZM251 208V207H250ZM35 209V208H34ZM90 209V208H89ZM110 209H109V211H110ZM116 209V208H115ZM118 209V208H117ZM161 209H162V207H161ZM33 210V209H32ZM31 209H29V211L31 212L32 211ZM71 210V209H70ZM81 210H83V207H82V209ZM85 210H86V208H85ZM94 210H95V208H94ZM101 210V209H100ZM160 210V209H159ZM170 210V209H169ZM244 210V209H243ZM248 211H249V209H247ZM252 210V209H251ZM28 211V212H29ZM79 211V210H78ZM77 211V212H78ZM153 211H154V209H153ZM70 212V211H69ZM73 212L75 213L76 211H75V209H73ZM94 212V211H93ZM112 212V211H111ZM115 212V211H114ZM126 212V211H125ZM262 212H264V209H263V211ZM106 213V212H105ZM115 213H118L117 211L115 212ZM130 213H131V211H130ZM169 213V212H168ZM178 213V212H177ZM245 213H247V212H245ZM68 214H70V213H68ZM108 214H109V212H108ZM121 214V213H120ZM174 214V213H173ZM205 214V213H204ZM250 214H252V213H250ZM30 215H32V213L31 214H29V216ZM100 215V212L98 211V210H96L95 211V216H93V217H88V218H86V219H84V220H82L81 218L80 219H78V218H74V222H83L82 224L84 225V228L85 227H87L88 229H92L93 227H92V225H93V221L92 220H94V222H99V223H102L103 225H105L106 223H107V221L104 219V218H100V217H98V218H96L97 216H99ZM105 215V214H104ZM111 215V214H110ZM119 214H117V216H118ZM105 216H107V215H105ZM136 216V215H135ZM139 216V215H138ZM243 216V215H242ZM75 217V216H74ZM86 217V216H85ZM166 217V216H165ZM235 217V216H234ZM240 217V216H239ZM257 217V216H256ZM66 218H68V217H66ZM71 218V217H70ZM72 218H73V216H72ZM129 218V217H128ZM139 218V217H138ZM249 218H250V216H249ZM248 218V219H249ZM131 219V218H130ZM231 219V218H230ZM241 219V218H240ZM65 220V219H64ZM63 220V221H64ZM71 220V219H70ZM140 220V219H139ZM160 220H162V219H160ZM237 220V219H236ZM29 222H31V220L29 219L28 220ZM72 221V220H71ZM122 221V220H121ZM130 221H132V220H130ZM151 221V220H150ZM169 221V220H168ZM227 221V220H226ZM235 221V220H234ZM69 222V221H68ZM73 222V221H72ZM149 222V221H148ZM222 222V221H221ZM127 223V222H126ZM214 223V222H213ZM223 223V222H222ZM225 223V222H224ZM251 223L254 225V228H253V230L254 231H249L250 232V234H253L256 230H257V227H258V221L256 220V219H254L253 221H251ZM63 224V223H62ZM67 224V223H66ZM118 224V223H117ZM251 224V225H252ZM71 225V224H70ZM69 225V226H70ZM95 225V224H94ZM93 225V226H94ZM135 225V224H134ZM233 225V224H232ZM245 225H247V223H245ZM80 226V225H79ZM118 226H120V225H118ZM126 226V225H125ZM151 226H153L152 224H151ZM155 226V225H154ZM180 226V225H179ZM201 226V225H200ZM67 227V226H66ZM92 227V228H91ZM187 227V226H186ZM246 227V226H245ZM164 228V227H163ZM167 227L165 226V229H166ZM201 228V227H200ZM206 228V227H205ZM209 228V227H208ZM233 228V227H232ZM235 228H236V226H235ZM137 229V228H136ZM138 229H139V231L141 232V233H147V228H146V225H144L143 223L142 224H140L139 225V227H138ZM202 229V228H201ZM215 229V228H214ZM239 229V228H238ZM154 230V229H153ZM175 230V229H174ZM244 230V229H243ZM152 231V230H151ZM150 231V232H151ZM156 231V230H155ZM208 231V230H207ZM242 231V230H241ZM240 231V232H241ZM261 231V230H260ZM84 232H86V230H84ZM174 232V231H173ZM210 232V231H209ZM219 232V231H218ZM227 232V231H226ZM229 232V231H228ZM243 232H246V231H243ZM77 233H79V232H77ZM128 233V232H127ZM149 233V232H148ZM165 233V232H164ZM175 233V232H174ZM190 233V232H189ZM242 233V232H241ZM81 234V233H80ZM169 234V233H168ZM167 234V235H168ZM172 234V233H171ZM212 234V233H211ZM227 234V233H226ZM250 234H249V236H250ZM77 235H79V234H77ZM83 235H84V233H83ZM175 235V234H174ZM217 235V234H216ZM79 236H81V235H79ZM178 236H180V235H178ZM191 236V235H190ZM204 236V235H203ZM221 236V235H220ZM230 236H231V234H230ZM127 237H128V235H127ZM175 237V236H174ZM195 237V236H194ZM211 237V236H210ZM178 238V237H177ZM196 238V237H195ZM200 238V237H199ZM201 238H202V236H201ZM229 238V237H228ZM251 238V237H250ZM123 239H124V237H123ZM130 239V238H129ZM134 239V238H133ZM169 239V238H168ZM182 239V238H181ZM208 239H209V237H208ZM207 239V240H208ZM156 240V239H155ZM170 240V239H169ZM209 240H211V239H209ZM154 241V240H153ZM152 241V242H153ZM191 241V240H190ZM206 241V240H205ZM151 242V241H150ZM193 242V241H192ZM208 242V241H207ZM251 242V241H250ZM255 242V241H254ZM260 242V241H259ZM156 243V242H155ZM162 243V242H161ZM171 242H166V243H162L163 245H164V247L162 248V247H158V246H155V247H153V248H151V249H149L148 250V246H147V243L146 242H139L137 245H132V244H134V243H131L130 245H131V248H136L137 249V251H136V253H137V255L139 256V257H141V258H146V256L147 255H149V257H150V254H148L149 252H152V253H155V254H161V253H163V249L164 250H171V249H173V247H172V244H170ZM172 243H176V244H180V249H175V250H178V251H180L181 253H183V255H189V258H191L192 256H195V257H197V258H199L200 256H202L204 259H206L207 257L203 254V252L202 251H200L201 250V247H193L192 246V249L190 250L189 248H188V246H187V244H186V246H185V242L183 241V240H178L177 242H174V241H172ZM153 244H154V242H153ZM192 244V243H191ZM194 244H196V243H194ZM260 244V243H259ZM127 245V244H126ZM151 245V244H150ZM156 245V244H155ZM173 245H175V244H173ZM190 246V245H189ZM226 246V245H225ZM186 247V248H185ZM251 247V246H250ZM231 249V248H230ZM245 249V248H244ZM247 249V248H246ZM233 250V249H232ZM242 250V249H241ZM263 250V249H262ZM262 250H255V251H252V252H250V254L251 255H249V256H247V257H245L244 258V260H249L250 259V261L252 262V264H264V250L262 251ZM169 252V251H168ZM171 252V251H170ZM217 252V254H218V251H216ZM243 252V251H242ZM127 253V252H126ZM129 253V252H128ZM133 254H134V251L132 252ZM231 253V252H230ZM244 253V252H243ZM246 254H248V252L246 253ZM130 255V254H129ZM172 255H173V253H172ZM221 255V254H220ZM236 256V255H235ZM178 257V256H177ZM222 257V256H221ZM238 257V256H237ZM154 258V257H153ZM172 259L171 257H167V259ZM183 259V258H182ZM208 259V258H207ZM230 259V258H229ZM209 260V259H208ZM240 259H239V257L237 258V261H239ZM184 261V260H183ZM241 261V260H240ZM121 262V261H120ZM124 262V261H123ZM123 262H121V263H123ZM159 262H161V261H159ZM194 262V261H193ZM197 262V261H196ZM202 262V261H201ZM213 262V261H212ZM236 262V261H235ZM242 262V261H241ZM249 262V261H248ZM125 263V262H124ZM151 263V262H150ZM187 263H189V262H187ZM214 263V262H213ZM43 264H45V263H43ZM128 264V263H127ZM156 264H159V263H156ZM198 264H201V263H198ZM215 264V263H214ZM247 264V263H246Z\"/></svg>",
	"mask_w": 264,
	"mask_h": 264
}]
</instances>
